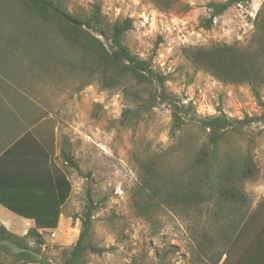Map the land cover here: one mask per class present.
Returning a JSON list of instances; mask_svg holds the SVG:
<instances>
[{"label":"rangeland","instance_id":"obj_1","mask_svg":"<svg viewBox=\"0 0 264 264\" xmlns=\"http://www.w3.org/2000/svg\"><path fill=\"white\" fill-rule=\"evenodd\" d=\"M55 1L81 15L98 3L109 23L131 19L124 44L138 58L151 59L167 77V93L178 105L191 104L199 117L261 115L253 89L264 102V86L221 81L198 69L189 50L247 44L264 0L234 5L210 29L202 27L208 5L227 0H172L169 6L156 0ZM130 101L121 87H102L59 35L22 12L20 0H0V151L7 148L0 153V187H14L21 205L42 212L60 201L56 227L37 229L41 244L29 237L30 247L50 264L63 263L79 237L90 185L100 205L91 241L109 251L87 255L86 264H237L264 228V125L247 129L255 138L257 174L244 184L245 204L174 209L160 203L142 217L132 205L141 163L157 160L177 174L193 146L178 145L186 132L172 136L167 103L144 113L138 125H123L122 113L135 107ZM233 142L239 153L246 150V138ZM63 149L71 151L78 170L63 162ZM114 214L119 219L112 222ZM0 225L19 237L36 228L35 220L1 204Z\"/></svg>","mask_w":264,"mask_h":264},{"label":"trees","instance_id":"obj_2","mask_svg":"<svg viewBox=\"0 0 264 264\" xmlns=\"http://www.w3.org/2000/svg\"><path fill=\"white\" fill-rule=\"evenodd\" d=\"M156 1L169 6L172 0ZM249 1L210 3V15L202 21V27L212 28L216 17L234 5ZM20 8L39 24L54 31L78 53L80 64L97 78L102 87H121L131 98L130 102L135 107L124 110L121 116L123 125H138L144 113L158 103H167L172 112V136L177 138L180 133H187L178 138V145L191 144L193 148L188 162L177 174L157 160L148 159L141 163V182L132 197V205L139 216H148L155 208H160V203L174 209L198 208L212 202L219 208L246 203L244 184L257 174L252 156L255 138L248 134L247 129L255 124L264 125V102L255 87L253 94L261 109L260 116L246 115L235 119L220 112L199 117L191 104L178 105L167 93V77L155 71L151 59L138 58L124 44L126 33L133 27L131 19L109 23L98 3L87 15L70 13L55 0H20ZM255 26L253 37L245 45L215 43L196 47L189 50V58L198 69L221 81L264 86V4L256 16ZM102 38L109 42V47ZM143 92L146 96L142 95ZM234 138H246L247 147L243 153L235 149ZM61 158L67 166L78 170L71 151L63 149ZM13 189L0 187V204L21 217L35 220L36 228L31 229L27 236L19 237L0 225V264H50L30 247L28 239L33 237L39 246L41 235L37 229L56 227L60 201L55 198L47 212H42L40 208L21 205L13 197ZM99 206L88 185L80 217L81 231L62 264H86L87 255L101 256L109 251L91 241L93 216ZM254 218L252 215L244 227ZM118 219L115 214L110 217L112 222ZM237 264H264V228Z\"/></svg>","mask_w":264,"mask_h":264}]
</instances>
